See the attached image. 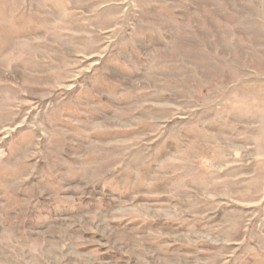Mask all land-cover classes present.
<instances>
[{
  "label": "rangeland",
  "instance_id": "374dc122",
  "mask_svg": "<svg viewBox=\"0 0 264 264\" xmlns=\"http://www.w3.org/2000/svg\"><path fill=\"white\" fill-rule=\"evenodd\" d=\"M0 264H264V0H0Z\"/></svg>",
  "mask_w": 264,
  "mask_h": 264
}]
</instances>
